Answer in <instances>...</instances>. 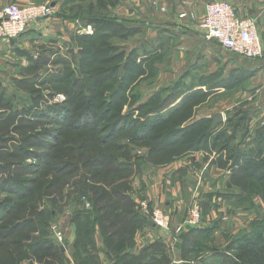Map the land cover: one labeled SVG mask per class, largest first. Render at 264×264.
I'll list each match as a JSON object with an SVG mask.
<instances>
[{
  "label": "trees",
  "instance_id": "obj_1",
  "mask_svg": "<svg viewBox=\"0 0 264 264\" xmlns=\"http://www.w3.org/2000/svg\"><path fill=\"white\" fill-rule=\"evenodd\" d=\"M106 6L104 4L103 9ZM108 20L109 22L112 21ZM137 32L139 31L133 29L129 33H121V38L126 40ZM219 46L223 49L220 44ZM39 56L35 60L29 58L35 67V70H32L33 74L50 65L48 57ZM87 75L89 76V74ZM216 76H210L207 80L215 82L217 81ZM108 79L111 80L113 78L109 76ZM183 82V79L178 80L175 86L171 88L173 94L164 101L159 94V96L157 95L158 97H152L151 101L155 102L154 108L150 107V103L138 108L139 112L148 108V111L144 113V117H147L151 111L159 114L154 118H147L145 121L140 122L137 119L130 118L131 116H123L110 127L108 125V128L99 130L95 127L88 130L87 127L80 128L78 126L79 122L86 116L90 115L91 118H94V114L79 112V108L68 105L73 103L71 100L70 103H65L63 108H59L56 105L52 109L56 114V118L63 114H72V118L67 117L63 122L61 121L60 127L55 132L46 131L44 127L48 125V122L44 117L50 118V116L45 115L46 113L40 117H38L39 113L28 116L25 111L14 113V103L7 101V92L0 93V189L5 188L10 195L14 196L23 189L21 187V178L38 176L40 170L56 166L54 167L55 181L44 186L43 192L39 189L33 196H38L42 193L44 200L48 201L51 205L50 207L53 208L51 212L53 219L65 208L75 206L73 203L74 199L80 201V203H76L78 205L83 206V201L81 204L82 199L91 205L90 210H84L85 212L76 211L72 216V221L77 223L78 227L77 242L75 243V263L103 264L95 238V231L98 228L104 245L103 251H105L112 264H171V258L167 255L166 247L161 241H156L154 244L143 247L137 254L134 253L135 237L153 225L151 218L141 211L140 204H136L133 197V177L141 171L145 164L163 166L183 158L190 152L204 149L219 151L221 146H225L229 150L231 147L232 151L229 152L233 168L231 182L237 185V188H240L239 192H235L239 201L238 206L247 211V205L252 207L254 198H262L261 193L264 194V189L262 192V188H264V172L261 173L264 163L261 164L263 167L257 163L252 164L254 165L252 172L244 169L240 170V168L236 167L238 166V161H254L253 156L258 159L264 152V128L256 133L258 138L255 142L259 146V151L256 154L245 155L238 148H233L227 143L233 137L226 135V133L215 134L216 128L212 126V121L187 124L194 113L193 108L188 107V100L199 99L198 93L187 95L182 99L178 107L168 114L161 115V110L193 89L184 88ZM121 83L119 91H114L111 96L106 97V102L108 101L110 106L104 111V121L117 108L116 104L119 101L122 104L124 101V91H121L124 86H121ZM19 85L20 88H18L23 95H27V93H30L29 91H35L31 86H27V75L20 80ZM100 85L101 82L98 86ZM80 86L82 92L83 90L91 91L90 78L83 82L78 79L72 82L74 91H77ZM160 94H162V91ZM92 98L94 99V97ZM86 100L88 99L86 98ZM85 106L96 110L95 104L85 103ZM76 113L77 115L73 117ZM66 130L67 132L69 131L67 136H65ZM118 132H122L132 138L134 144L147 146L150 149L149 152L143 157H135L129 147H122L119 143L117 147L105 149L108 146V142L114 139L113 137ZM88 133H100L99 135L101 136L102 134L104 137L103 139H98L96 136L87 135ZM54 134L59 135L56 141ZM14 136L21 140V147L13 146L11 151L7 148V144L15 140L13 139ZM50 139H53L54 144L48 145ZM117 150L118 153L114 156V152ZM28 161L32 163L30 164ZM219 163L227 166L221 160H219ZM106 164L108 165L105 166ZM246 165H248V162L245 167H247ZM97 168H100V170L94 171V173L90 172V170ZM67 176H71L70 178L74 181H64L63 187H59L57 183H61ZM249 180H256L258 183L252 181L250 184ZM24 182L31 186L35 181L30 179ZM65 187H68L70 191L68 194H66ZM256 188H258L257 191ZM17 189L19 190L17 191ZM24 189L27 194L32 190L30 187H25ZM86 190L87 193L84 192ZM78 194L81 196L79 197ZM76 195H78V199ZM14 202V200L0 202V264H20V262L25 260L24 249L26 248L23 246L31 244L33 237L39 233L36 217L40 204L35 211V209L31 210L27 208V205H22L21 203L17 204V207L11 208ZM205 204L201 203L202 219L209 210V205ZM23 208L25 210L21 211ZM56 208L59 210H56ZM257 216L255 221L250 224L248 231L251 228L255 229L259 223L257 221L264 219V215H261V213H258ZM219 228L220 226L217 223L210 229L203 230L197 225L195 227L188 226L182 231L174 244L182 264L198 261L206 254L212 255V258H210L212 261L223 262L224 264L256 263L255 255H252V253L240 259L232 257L230 255L234 251L232 244L226 248H217L213 242V233ZM240 235L241 233L235 239L239 240ZM197 236L198 238H195ZM55 241L35 242L31 247L30 256H27V260L31 261L30 264H59L61 261L63 262L62 264H66V249L63 250L64 246ZM251 245L254 247L253 244ZM259 252L263 254L264 247L261 246ZM202 263L208 262L203 261Z\"/></svg>",
  "mask_w": 264,
  "mask_h": 264
},
{
  "label": "rangeland",
  "instance_id": "obj_2",
  "mask_svg": "<svg viewBox=\"0 0 264 264\" xmlns=\"http://www.w3.org/2000/svg\"><path fill=\"white\" fill-rule=\"evenodd\" d=\"M214 1L215 0H64V3H60V0H31L23 5H48L54 9L53 12H55V14L52 17L40 20L52 21L53 34H46V36L43 37L40 32H34L30 35L26 32L27 61L21 58L22 52L19 51V49L14 51V54L10 53L11 56L8 58V61L13 64L15 63V66L18 64V66L15 73L9 78L11 81H7L6 76L1 79L0 93L7 92L6 96L8 98L6 99L10 103H14V113L25 111L28 116H32L34 113H39L38 117L44 115V113L50 116V118L44 117L48 122V125L44 127L46 131L55 132L60 127L59 124L61 121L63 122L67 117L70 119L72 118V114H63L56 118V114L52 109L56 107V105H58L59 108H63L65 103H70L71 100L73 103L68 105L79 108V112L83 111L94 114V118L88 115L78 124L80 128L87 127L88 130L94 127L98 130L108 128V125L110 127V125L123 116H131L130 118L137 119L140 122L145 121L147 118L152 119L159 114L151 111L148 113L147 117H144V113L148 111V108L143 111L140 110L139 112L138 107H144L150 103V107L154 108L155 102H152L151 98L158 97L160 95L159 91H171V88L174 86L168 83L175 80L174 77L179 76V68H183L187 53L197 51L200 52L201 55L212 59V52L208 50L209 48L203 51L193 47V42L191 41L193 36L191 32L192 30L196 31V28L201 29L200 25L206 13V7ZM226 1L229 2L228 0ZM0 3L3 4V2ZM15 4L19 3L15 2ZM104 4L107 5L105 9H103ZM62 15L65 17H61ZM108 19L112 20L110 21L112 23H110ZM131 29H136L139 32L126 40L122 39L121 33H129L132 31ZM183 32H187V34H189L188 36H191V39L185 38L181 40L180 37ZM173 33L177 35L174 38H172ZM23 35L13 40H19ZM13 40H7L5 42L11 45ZM6 48L8 47L6 46ZM132 52H134V54L131 55ZM222 54L225 56H237L224 49H222ZM39 55L48 57L50 59V65L40 70L38 73L33 74L32 70H35V67L29 58L35 60L40 57ZM240 58L251 60L244 57ZM208 62H210L209 65L212 71L215 67V63L212 60H208ZM23 64L27 65V68ZM25 75H27V86H31L35 90L33 92L29 91L30 93H27V95H23L22 91L19 90V79ZM109 76L113 79L109 80ZM88 78L91 80V91L83 90L82 92V85L77 91L73 90L72 82H74V80L78 79L83 82ZM100 82L101 85L98 86ZM120 83L121 86H124V89L121 90L124 91V101L122 104L119 101L116 104L117 108L114 109L113 112L110 113L109 118L104 121V111L110 106V103H108V101L106 102V97L111 96L114 91H119ZM239 87L238 91H242V85ZM216 89H211L210 91H216ZM199 90L204 91L203 88H195V90L191 91ZM92 97H94V99ZM86 98L88 100H86ZM202 101L206 103L204 99H196L195 101L193 100L188 107L194 108L202 104ZM215 102V99H211L208 103L211 108H213L210 111H216L217 105ZM85 103L95 104L94 107L96 110L87 108ZM76 115L77 113L74 114L73 117ZM240 132L246 137L247 129L241 128ZM68 133L69 131L67 132L66 130L65 136H67ZM99 134L100 133H88L87 135L103 139L104 135L101 134L100 136ZM54 136H56V141L59 135L54 134ZM113 138L114 139L108 142V146L105 147V149L117 147L119 143L122 147H129L133 152V156L137 154L139 157H143L150 150L147 146L146 148L144 145H142L144 146L142 147L138 144H134L132 138H129V136L122 132H118ZM257 138L258 136L256 134L255 140H257ZM13 139L15 140L7 144V148L11 151L13 146L17 148L21 147V140L15 136ZM51 144H54L53 139L49 140L48 145ZM117 153L118 150L114 152V156H116ZM262 157H264V155H262ZM253 160L254 161L240 160L237 162L238 166L236 167L240 168V170L244 169L252 172L254 168L252 164L257 163L262 166L261 164L264 163V159L254 158ZM247 162L248 165L245 167ZM28 163L31 164L32 162L28 161ZM183 163L184 162H181V165H183ZM107 165L108 164L105 166ZM179 165L180 163H178L176 167H180ZM54 167L56 166L40 170L38 176H26L24 179L21 178V187L23 189L21 191L17 189L18 192L14 196L10 195L9 191L5 190V188L0 189V202L6 200L15 201L11 208L17 207V204L21 203L22 205H27V208L31 210L35 209L36 211L39 204L41 206H39V212H37L38 214L36 217L39 233L33 237V242L31 244H25L23 246L26 248L24 249L25 260L20 262V264L31 263L30 260H27V256H30L31 247L35 242L46 240L51 242L53 240L57 241L53 233H51V227L53 225H58L63 232V229H66L64 226L71 220L76 211L85 212L84 210H90L86 207V200H81V204L83 201L82 206L76 204L77 202L80 203V201L74 199L73 203L75 206L65 208L53 219L51 214L53 208L50 207L51 205L48 201L44 200L42 193L38 196H33L39 189L43 192L44 186L55 181L56 176L54 174ZM99 170L100 168H97L95 170H90V172L94 173V171ZM193 171L199 174L196 175L195 173L194 176L189 174L186 178L188 179V183L191 184V187L194 183H197L196 188L193 189V199L196 197L199 199L190 206V192L184 193V205L187 208L183 213V217L178 220L179 222L183 220L180 225L184 223L187 212L193 205L199 204L201 206V203H203L200 193L204 190V183L210 179L209 177H204V174L201 175L200 173L202 172H200L201 170L199 169ZM263 172L264 168L261 173ZM70 177L71 176H67L61 183H57L59 187H63L64 181L69 180L73 182L74 180ZM137 177L138 176L135 178ZM213 178L216 177L213 176ZM30 179H34L35 182L33 185L28 186L24 181H29ZM208 181L210 184L211 180ZM252 181L257 182L256 180H249V183L251 184ZM25 187L32 188L31 192L27 194L24 189ZM65 188L66 194H68L70 191L68 187ZM263 189L264 188H262V192ZM257 190L258 188H256V191ZM84 192L87 193V190ZM25 194H27L26 197H24ZM80 194H78L79 197L81 196ZM78 195H76L77 199ZM177 195L180 199L179 202H181L182 198L180 197L182 194L177 192ZM261 195L262 198L255 197L256 200L263 199L264 194L261 193ZM180 205H183V202H181ZM256 205L260 206L261 202H256ZM23 210L25 209L23 208L21 211ZM56 210L59 209L56 208ZM241 210H243L241 211L242 213H232L233 218L231 217L230 220L228 217L230 222H227L220 231L216 232L215 236H213L214 245L222 249L232 244V246H234V251L230 254L232 257L240 259L252 253V255H255L254 259L256 260V263L253 264H264V252L263 254L259 252V248L261 246L264 247V219L257 221L259 223L256 228H251V230L248 231L250 225L247 226L246 223L250 221L252 217L244 213V209ZM262 210L264 211V209ZM262 210L259 209L258 213H263ZM173 214L174 213L171 212V215ZM202 220L201 218L200 224ZM237 229H240L241 235L239 236V240L235 238L233 240V238L230 237V233ZM138 235H140V233ZM195 238H198V236ZM251 244H253L254 247ZM62 246H64V244H62ZM170 256L172 257V255ZM173 256V264H182L178 254ZM210 258H212V255L206 254L198 261L189 264H224L223 262L212 261ZM203 261L208 263H202ZM62 263V261L59 262V264ZM69 264H72V262Z\"/></svg>",
  "mask_w": 264,
  "mask_h": 264
},
{
  "label": "crops",
  "instance_id": "obj_3",
  "mask_svg": "<svg viewBox=\"0 0 264 264\" xmlns=\"http://www.w3.org/2000/svg\"><path fill=\"white\" fill-rule=\"evenodd\" d=\"M30 1L31 0H0V2H3V4L0 3V9L10 3L17 2L23 5ZM228 1L235 8L238 16L256 20L260 36L262 40H264V0ZM60 3H64V0H60ZM61 17L65 16L62 15ZM195 30L196 31L192 30L191 32L193 36L191 40L193 42V47L203 51L209 48L208 50L212 52V59L201 55V53L197 51L193 53L188 52L183 68H179V76L174 77L175 80H172L173 82L171 81L168 84L175 86L178 80L183 79L184 88H193L192 90H195V88H203L204 91H189L180 99L172 102L169 106L161 110L160 114H168L178 107L184 97L198 93L200 96L199 99L206 100V103L202 101V104L193 108V116L187 124L212 121V126L216 128V135L226 133V135L233 137L232 140L227 141L230 146L238 148L245 155L251 153L256 154L259 151V146H257L255 142V136L257 132L264 128V58L252 61L244 60L234 55L225 56L222 54V49L219 44L207 42L203 38L202 30L198 28ZM34 32L42 33L43 37L46 36V34H53L52 21H40L31 26L27 33L30 35ZM27 33L19 40H13L11 45L8 43L7 45L5 41H0V82L5 76L7 77V81H11L9 78L15 73V70H17L18 64L15 66V63L13 64L8 61V58L11 56L10 53L14 54L13 52L19 49V51L22 52L21 58L27 61ZM188 35L187 32H183L180 39H191V36ZM175 36H177L176 33H173L172 38ZM6 46L8 48H6ZM183 46L187 48L185 45ZM208 60H212L215 63V67L212 71ZM24 66L27 68V65ZM213 75H217V81L209 82L207 78ZM241 85L242 91H238ZM211 89H216V91H210ZM172 94V91H162L160 95L164 101ZM193 99L195 100L196 98ZM193 99L188 100V103L190 104ZM211 99H215L216 101V111H210L213 109L208 104ZM218 116H221V119H218ZM241 128L247 129L246 137L240 132ZM226 148L225 146H221V150L219 151L204 149L197 152H190L183 158L163 166L145 164L141 171L135 174L132 180L135 203L139 204L147 200L151 208L160 209L167 214L170 212L169 214L172 219V234L171 232H166L157 228L152 222L153 225L151 228L144 230L143 232L145 233L141 232L143 234L140 233L142 236L137 235L135 237V254L139 253L144 246L154 244L156 241H161L166 247L167 255L169 254L168 256L171 258V264L174 263L173 255L177 254L174 245L175 242L173 241L174 228L182 223L183 220L180 222L178 220L183 217V213L187 208L184 205V193L190 192V206L199 199L197 197L193 199V189L196 188L197 183H192L193 186L191 187V184L188 183V179L186 178L189 174H192V176L195 175L196 172L193 170H201L200 172L202 173L200 174H204V177H209L210 179L208 180H211L210 184L208 180L204 183V190L200 193L201 201L206 203L205 205H209V210L204 216L202 223L199 225L200 229H210L213 225L218 223L220 228L213 233V236H215L216 232L220 231L227 222H230L232 213H242L241 211L243 210L241 209L243 208L238 206L239 201L236 195L237 193L235 194V192L240 191V188H237V185L231 182L233 168L232 158L229 152L232 151V148L230 147L229 150ZM262 155H264V152L259 159H264ZM135 157H137V154H135ZM252 158L254 159L256 157L253 156ZM219 160L224 162L227 166L220 165ZM181 162H184L183 165H181ZM178 163H180V167H176ZM198 174L199 173H196V175ZM136 176L138 177L135 178ZM213 176L216 178H213ZM177 192L182 194L180 198H182L181 202H183V205H180L181 202H179L180 199ZM256 202H261V207L257 206ZM246 208L248 210H244V213L252 217L251 220L246 223L248 226L258 217L257 214L259 209H264V201L263 199L256 200V198H254L252 207L247 205ZM171 212L174 214L171 215ZM261 214L264 215V211ZM76 224L77 223L72 221L71 218L64 226L66 229H63L65 237V243L63 244L64 249H66L65 257L68 264L70 262H72V264L75 263V243L77 242L78 235V227ZM239 234L240 229H237L230 233V237L235 238ZM95 238L102 263L112 264L105 251H103L104 245L98 228H96L95 231ZM170 255H172L173 258ZM111 258H113V256H111Z\"/></svg>",
  "mask_w": 264,
  "mask_h": 264
},
{
  "label": "built area",
  "instance_id": "obj_4",
  "mask_svg": "<svg viewBox=\"0 0 264 264\" xmlns=\"http://www.w3.org/2000/svg\"><path fill=\"white\" fill-rule=\"evenodd\" d=\"M48 5H19L11 3L0 9V41L19 38L40 20L52 17L55 12ZM200 28L207 42H217L223 49L251 60L264 57V40H262L255 19L241 18L235 8L226 0H215L206 7V13ZM141 211L149 216L157 228L172 234V219L169 214L157 208H150L147 201L139 203ZM87 209L91 205L86 203ZM202 218V208L195 204L187 212L184 223L174 228L173 241L188 226H197ZM51 231L60 244L65 237L58 225Z\"/></svg>",
  "mask_w": 264,
  "mask_h": 264
},
{
  "label": "water",
  "instance_id": "obj_5",
  "mask_svg": "<svg viewBox=\"0 0 264 264\" xmlns=\"http://www.w3.org/2000/svg\"><path fill=\"white\" fill-rule=\"evenodd\" d=\"M52 6H54V5H52ZM218 119H221V116H218ZM63 250H64V247H63Z\"/></svg>",
  "mask_w": 264,
  "mask_h": 264
}]
</instances>
